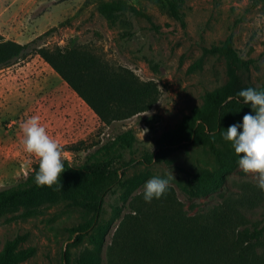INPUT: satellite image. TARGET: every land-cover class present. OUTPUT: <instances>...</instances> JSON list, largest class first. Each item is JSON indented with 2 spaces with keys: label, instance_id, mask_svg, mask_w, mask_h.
I'll return each instance as SVG.
<instances>
[{
  "label": "rangeland",
  "instance_id": "374dc122",
  "mask_svg": "<svg viewBox=\"0 0 264 264\" xmlns=\"http://www.w3.org/2000/svg\"><path fill=\"white\" fill-rule=\"evenodd\" d=\"M40 1V6H35L33 0H0V35L26 44L47 33L38 45L48 48L63 47L75 38L77 44L109 65L129 70L139 81H154L159 97L149 111L108 125L38 55L0 70V190L23 181L38 162L23 147V124L32 116L40 118L63 149V159L71 163L83 161L86 151H93L116 134L130 130L134 135L133 150L112 168L130 164L118 171L122 186H113L105 195L98 219L86 235L75 240L71 230L86 225L94 212L58 203L26 219L8 221L10 214L1 216L0 251L6 241L20 237L17 250L33 248L34 254L18 264H62L64 253L68 264H77L79 257L93 252L102 238V264H107L108 257L129 253H119L121 239L130 243L146 237L159 245L165 241L152 226L157 213L176 222L179 217L206 220L212 214L238 211L245 223L232 230L223 228L227 234L222 241L225 262L242 255L248 264H264V237L247 248L246 243L238 245L233 235L244 227L264 224V192L253 176L239 169L238 157L220 133L210 144L187 143L164 159H154L150 164L143 161L156 152V141L163 133L174 130L184 116L202 104L207 91L229 80L231 69L241 88L264 85V0H182L183 24L171 17L159 0H124L148 19L123 17L116 23L98 12L100 3L114 0H75L55 9L47 0ZM63 1L67 0L52 2ZM230 34L233 49L246 63L244 67H232L220 52H205L220 47ZM249 111L243 103L231 105L211 121L218 120L223 131L242 121ZM69 146L80 150L64 151ZM203 169L213 179L223 178L224 185L213 195L189 200L183 192L187 174ZM171 174L174 178L166 195L145 203L144 183L154 175ZM133 186L137 188L130 192ZM250 190L262 200L255 207L241 208L238 199Z\"/></svg>",
  "mask_w": 264,
  "mask_h": 264
},
{
  "label": "trees",
  "instance_id": "16d2710c",
  "mask_svg": "<svg viewBox=\"0 0 264 264\" xmlns=\"http://www.w3.org/2000/svg\"><path fill=\"white\" fill-rule=\"evenodd\" d=\"M159 1L166 6L171 17L183 24L182 0ZM98 12L112 23L123 17L148 19L145 13L124 0L102 2ZM46 34L26 44L5 40L0 35V70L24 61L31 55H38L91 108L99 120L108 125L147 112L158 100L159 90L154 81H139L129 70L109 65L92 50L77 44L75 38L70 39L63 47L48 48L38 45V41ZM232 45L233 36L230 34L220 47H212L205 52H220L232 67H244L246 63L238 58ZM228 76L229 80L223 86L207 91L202 104L194 107L190 115L184 116L174 130L161 135L156 141V152L145 157V163L164 159L166 154L187 143L210 144L214 141V135L220 133L222 127L218 120L211 119L224 108L242 103L236 96L239 90L254 87H239L234 69L228 72ZM258 88H264V85ZM133 145L134 135L128 130L114 135L93 151H86L87 154L81 162L71 163L63 159L65 171L61 175L60 188L38 187L35 184L37 162L23 181L0 190V217L10 214L8 221L26 219L39 215L58 203L87 208L94 212L93 217L86 225L71 230V234H76L75 240H79L95 225L105 195L113 186H122L118 180V171L130 164L112 168L122 162L125 153L133 150ZM79 150L76 146L64 148L68 152ZM224 181L223 178L213 179L203 169L195 174H187L186 189L183 192L189 200L203 198L222 189ZM136 188L137 186H133L130 192ZM251 191L239 197L241 208L255 207L262 200L260 194ZM165 210L166 207L163 212ZM176 222L169 215L166 217L162 214L160 217L158 213L155 214L152 226L165 241L159 245L152 244L146 237L136 238L130 243L121 239L122 245H117L119 253L125 250L129 253H124L121 257H108L107 264H223L226 255L222 241L227 237L224 230H232L244 224L245 218L238 211H225L212 214L206 220L197 217L186 221L179 217ZM233 235L238 245L246 243L247 248H250L248 244L257 245L263 239L264 224L260 227H244ZM20 240V237H16L5 242L0 251V264H18L34 254L33 248L17 250ZM102 242L103 239L99 238L96 249L82 254L77 264H102ZM109 250L114 251L112 246ZM62 264H68L67 253L63 254ZM224 264H248V260L242 255L233 256Z\"/></svg>",
  "mask_w": 264,
  "mask_h": 264
},
{
  "label": "clouds",
  "instance_id": "9594fccd",
  "mask_svg": "<svg viewBox=\"0 0 264 264\" xmlns=\"http://www.w3.org/2000/svg\"><path fill=\"white\" fill-rule=\"evenodd\" d=\"M240 102L250 111L242 121L220 131L238 157L239 169L253 176L256 186L264 192V88L247 87L236 93ZM23 147L38 158L34 182L38 187H62L61 175L65 171L63 149L41 124L38 116L28 118L23 124ZM174 176L154 175L143 185V200L151 203L166 195Z\"/></svg>",
  "mask_w": 264,
  "mask_h": 264
},
{
  "label": "crops",
  "instance_id": "0c3cea01",
  "mask_svg": "<svg viewBox=\"0 0 264 264\" xmlns=\"http://www.w3.org/2000/svg\"><path fill=\"white\" fill-rule=\"evenodd\" d=\"M22 2H25L26 0H21ZM35 3L34 5L35 6H40L39 4H41V1L40 0H33ZM53 0H47V5H49L50 7H53V9H55L56 7H62V6H67L68 3L72 4L75 0H67V1H63V2H60L59 4H54V2H52ZM55 1H58V0H55ZM38 2V3H36ZM21 4V3H20ZM54 4V5H53ZM50 9V8H49ZM48 12V11H47ZM46 12V13H47ZM47 18V17H45ZM49 20V19H48Z\"/></svg>",
  "mask_w": 264,
  "mask_h": 264
}]
</instances>
